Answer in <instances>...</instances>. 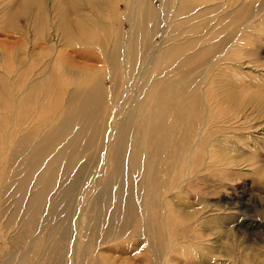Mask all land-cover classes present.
I'll use <instances>...</instances> for the list:
<instances>
[{
	"label": "bare ground",
	"instance_id": "bare-ground-1",
	"mask_svg": "<svg viewBox=\"0 0 264 264\" xmlns=\"http://www.w3.org/2000/svg\"><path fill=\"white\" fill-rule=\"evenodd\" d=\"M39 2L19 0L18 7L6 12L7 25L17 29L14 18L18 13L40 20L43 11H37ZM52 2L62 29L59 30L53 20L55 34L58 30L67 37L63 29L69 30L73 24H78L79 33L74 35L85 38L83 43L87 45L86 41L91 43L99 28L97 21L108 19L130 26L139 38L135 37L133 42L125 40L126 37L122 41V28L112 30L114 49L110 52L111 46L101 48L103 52H110L103 58L109 67L108 86L100 79L95 83H82L75 87L77 89L59 86L49 89L51 84L45 83L46 93L56 94L54 103L60 105V113L56 116L58 122L53 123L54 128L45 131L47 135L41 139L31 140L25 131L15 140L1 111L0 143L5 141L2 153L6 154L9 171L13 174H8L9 181L2 188L3 197L8 201L3 209L6 225L16 224L18 228L15 235L5 233V242L14 254L0 259V264H33L35 259L52 264L53 257L57 258L55 264H62L63 256H68L72 264H84L88 259L89 264H100L98 248L110 240L127 237L133 222L140 245L152 253L155 251V264H165L162 258L168 254L170 233L167 215L170 210L175 211L172 196L170 204L164 200L165 191L175 193L187 183V172L194 171V166L203 159V155L197 153V145L209 129H220L221 118L232 115L237 106L238 109L251 101L264 108L259 105V95L254 91L258 80L252 81L254 88L249 90L250 86L242 83L243 80L239 83L232 80L229 84L227 74L219 79L220 71L225 72L223 65L245 69L256 61L252 48L259 41L258 34H264V0L250 3L243 0ZM157 13L164 16V22L170 24L171 29H177L170 35L167 32L171 29L167 32L164 29V39L173 41L168 45H161L163 41L155 42L154 35L147 30L146 23L154 21ZM185 21L187 29L181 27ZM74 40L69 38L68 43H79ZM134 44L152 51L153 58L149 59L145 52L146 58L161 64L160 76L153 77L155 71L152 79L138 83L144 74L140 69L135 73V80H129L133 63L126 61L134 54L131 52ZM250 55L251 58H246ZM52 68L56 70L48 76L52 75V83H56L61 67ZM171 69L178 78L168 75ZM25 71L29 75L33 70ZM261 71L264 68L257 72V77L264 82ZM30 88L36 89V85ZM187 94L189 105H193L192 115L187 112ZM105 101L109 109L103 107ZM127 101L132 102L129 111L126 113L125 109L118 116L114 109L122 110L121 106ZM13 102L0 96V106ZM37 103L43 106L40 100ZM198 109L202 113H198ZM110 117L114 118L113 123ZM110 143L107 150L105 146ZM220 143L223 152L230 150ZM223 152L216 153V158L209 156V161H218ZM177 171L182 175L179 181ZM80 184L94 190L87 204L79 197ZM78 206L82 207L80 211ZM70 223L76 232L75 238L70 237L72 241L68 236ZM90 251L94 256L88 258Z\"/></svg>",
	"mask_w": 264,
	"mask_h": 264
},
{
	"label": "rangeland",
	"instance_id": "rangeland-1",
	"mask_svg": "<svg viewBox=\"0 0 264 264\" xmlns=\"http://www.w3.org/2000/svg\"><path fill=\"white\" fill-rule=\"evenodd\" d=\"M243 1L251 2V0ZM18 3L19 0H0V96L2 99L15 101L0 106V113L3 111L6 126L10 128L15 140L25 131L31 140H39L47 135L45 131L54 128L53 123L60 113V105L54 103L56 94H47L45 83L51 84L49 89H55L57 86L77 89L75 87L82 83L89 81L95 83L100 79L105 86H108L109 67L104 59L114 49V44L111 42L114 40L112 30L122 28V41L127 37L125 40L131 39L134 42L133 39L139 36L133 33L130 26L121 24L118 20L111 22L108 19L97 21L100 24L99 28L95 31L91 43L86 41L87 45L83 43L85 38L74 35L79 33L78 24H73L69 30L63 29L67 31V37L61 35L58 30L55 34L53 20L59 30L62 29L60 20L55 17L52 0H40V8L37 7V11H43L40 20L18 13L17 21L16 17L14 18V26L17 29L13 30L7 25L6 12L12 7H18ZM75 16L78 20V15ZM163 17L161 13H157L154 21L150 20L146 26L154 35L155 42L163 41L161 45H168L173 41L165 40L163 36L164 29L167 32L170 24L164 22ZM118 19L121 20L122 16ZM103 26L111 28L106 29ZM181 27L187 29V21L183 22ZM262 27H264V18ZM176 30L171 29L167 34L170 35ZM184 36L187 39V32ZM258 37L259 41L252 48L256 54V61L250 63L252 65L249 67L244 63L243 66L247 67L245 69L223 65L226 66L225 72L220 71L219 79L227 74L229 84L232 80L234 83L243 80L242 83L250 86L249 90L254 88L252 81L258 80L254 91L259 95V105L264 107V82L257 77V72L264 68V34L259 33ZM69 38L75 39L73 42L77 39L79 43L70 45ZM109 46H111L109 53L101 51L102 47ZM144 49L132 45L131 52L134 54L126 61L128 64L133 63L129 68L130 81L135 80V73L140 69H143L144 74L141 81H137L138 83L160 76L158 73L163 71L159 68L161 67L159 62L147 60L145 52H148L149 59H152V51ZM143 57H145L144 61H142ZM52 66L61 67L56 75V83H52V75L48 76L55 69ZM26 69L33 71L26 75ZM155 71L156 75L153 76ZM171 74L178 78L172 69L168 75ZM189 79L190 77L187 76V80ZM32 84L36 85V89L30 88ZM29 93L32 94L28 95ZM39 100L43 106L37 103ZM189 101H187L188 105ZM106 104L107 101L103 103L105 109L108 108ZM131 104V101H127L121 106L122 110L115 108L114 111L118 116L125 109L127 113ZM237 107L235 113L219 120L220 129H209L203 141L197 145V153L203 155V159L194 166V171L187 172L189 182H184L181 189L175 193L165 191L164 200L170 204L169 199L172 196L171 203L175 207V211L170 210L167 215L170 233L168 254L162 258L166 261L165 264H264V108L252 101L247 105L242 104L238 109ZM192 108V104L189 108L187 106L189 115L194 113ZM197 112L202 113V110L198 109ZM110 118L113 123L114 118ZM1 135L0 132V137ZM220 142L226 144L230 150L225 149L223 152ZM111 143L105 146L107 150L110 149ZM4 146L5 141L0 143V203L2 204L0 205V259L14 254L11 252V246L5 242V233L11 232V235H15V229L18 228L16 224L6 225V212L3 209L8 201L3 197L2 188L9 181L8 174H12L9 171L6 154L2 153ZM221 151L223 153L218 161H209V156L216 158L218 156L216 153ZM10 154L12 156V153ZM176 176L178 181L182 177L179 171L176 172ZM77 190L81 201L87 204L91 191H94L93 188L88 190L80 184ZM81 208L78 206L77 210L80 211ZM58 219L59 217L52 222ZM72 221L76 223L75 217ZM70 224L68 236L73 239L76 237V232L73 230L74 225ZM127 235L110 240L106 245L103 244L98 248L97 257L102 261L100 264H155L153 260L155 251L152 253L147 247L140 245L141 239L135 235L134 222L127 230ZM36 241L38 242L37 239ZM91 255L93 253L90 251L88 258H91ZM63 257L62 264H72L68 256ZM35 260L33 264L38 262L44 264ZM52 260V264L57 262L56 257ZM89 262L88 259L84 264Z\"/></svg>",
	"mask_w": 264,
	"mask_h": 264
}]
</instances>
